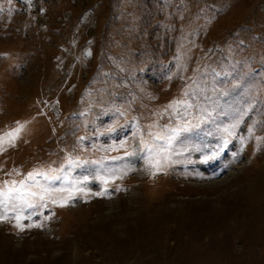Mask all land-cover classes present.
Returning <instances> with one entry per match:
<instances>
[{
    "label": "rangeland",
    "instance_id": "rangeland-1",
    "mask_svg": "<svg viewBox=\"0 0 264 264\" xmlns=\"http://www.w3.org/2000/svg\"><path fill=\"white\" fill-rule=\"evenodd\" d=\"M0 140V264H264V0H0Z\"/></svg>",
    "mask_w": 264,
    "mask_h": 264
},
{
    "label": "snow or ice",
    "instance_id": "snow-or-ice-1",
    "mask_svg": "<svg viewBox=\"0 0 264 264\" xmlns=\"http://www.w3.org/2000/svg\"><path fill=\"white\" fill-rule=\"evenodd\" d=\"M239 122H237L238 124ZM237 125H233V127H236ZM225 131H228V129H225ZM249 133L251 134L252 129L250 128ZM16 132H19V129L16 130ZM7 135L11 136L12 133H8ZM135 135V134H134ZM156 139H161L160 137H156ZM257 139H260L259 137ZM140 143L143 145L139 149L140 153L147 152L149 153L147 162L151 167H154L157 172L163 171V167L161 166V160L158 159V157L161 155L163 149H157L154 145H149L146 141H144L141 138ZM3 141L0 140V151L5 150L2 147ZM125 145L122 143L120 147H124ZM137 152H131L126 153V155L135 156L137 155ZM42 173L37 172L35 175H41ZM155 172L153 173V175ZM29 180H34L35 176L32 173H29L28 175ZM53 180H59L61 177H52ZM5 187L0 188V207H2L3 212L0 213V220H7L8 219V211L12 210L14 213H22L26 209H33L35 207L34 204L28 203L29 198L39 196L41 200L44 199V195L38 192L31 191L30 189L26 187H7L8 182L5 181ZM13 185H15L16 182H12ZM24 182H21L23 185ZM56 191H64V189H57ZM44 193H48V189L43 190ZM104 193H96L95 195H103ZM69 199L71 197H68ZM52 203H57L55 199L52 200ZM47 206V205H44ZM20 215H16V224L17 227H20L21 230H23V225L20 223L21 219ZM33 225H29V227H32ZM39 226V225H36Z\"/></svg>",
    "mask_w": 264,
    "mask_h": 264
}]
</instances>
